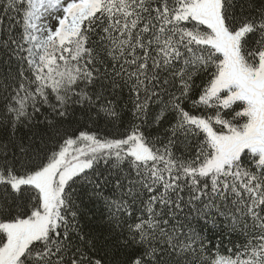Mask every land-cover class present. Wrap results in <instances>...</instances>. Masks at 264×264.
Returning a JSON list of instances; mask_svg holds the SVG:
<instances>
[{
	"label": "snow or ice",
	"instance_id": "obj_1",
	"mask_svg": "<svg viewBox=\"0 0 264 264\" xmlns=\"http://www.w3.org/2000/svg\"><path fill=\"white\" fill-rule=\"evenodd\" d=\"M0 264H264V0H0Z\"/></svg>",
	"mask_w": 264,
	"mask_h": 264
}]
</instances>
